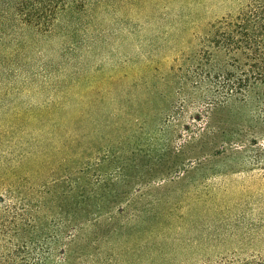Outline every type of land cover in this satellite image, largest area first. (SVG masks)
<instances>
[{
	"label": "rangeland",
	"instance_id": "obj_1",
	"mask_svg": "<svg viewBox=\"0 0 264 264\" xmlns=\"http://www.w3.org/2000/svg\"><path fill=\"white\" fill-rule=\"evenodd\" d=\"M107 1L60 18L61 33L78 16L73 43L27 31L0 49V197L30 232L64 231L66 242L71 226L83 227L79 244L95 238L99 250L80 264L263 251L264 173L212 155L210 112L184 69L210 24L244 0ZM180 66L189 81L181 97L168 83ZM80 179L82 196L71 197ZM123 210L126 219L112 220Z\"/></svg>",
	"mask_w": 264,
	"mask_h": 264
},
{
	"label": "trees",
	"instance_id": "obj_2",
	"mask_svg": "<svg viewBox=\"0 0 264 264\" xmlns=\"http://www.w3.org/2000/svg\"><path fill=\"white\" fill-rule=\"evenodd\" d=\"M107 2L0 0V49L6 43L16 42L18 45L20 40L17 35L27 31L44 38L59 33L62 40L73 43L83 32L78 16L64 22L65 28L61 33L57 32L60 18L84 13L90 3L103 5ZM201 45L186 58L184 69L189 79L193 76L196 79L188 87L200 94L199 103L210 112L212 155L229 158L233 166L242 165L264 173V0H244L237 13H230L211 23L210 33L202 39ZM171 70L174 80L168 83L178 85L175 95L181 97L187 91L189 81L181 78L183 66ZM175 109L177 105L171 104L169 116ZM80 117L70 119V123L74 125ZM176 122L179 123V120ZM172 128L171 133L175 134L176 130ZM83 187L81 179L72 183L68 195L82 196ZM81 209L85 208L82 206ZM125 213L128 211L123 210L119 217L112 220L126 219ZM18 216L24 214L14 213L5 196L0 197V264H80V260L99 250L95 238L91 241V248L86 247L89 240L79 244L77 239L84 234L83 227L71 226L67 233L69 240L64 242L61 236L64 231L49 233L43 227H33L30 232L32 223L26 226L25 219L19 227ZM70 221L72 223L73 217ZM91 223L98 224L96 220ZM123 228L117 229L119 238L124 237ZM21 232H29L28 235L34 238H21L19 241ZM121 249L123 261L127 249ZM136 257H141V254ZM140 262L142 264L143 260ZM127 264H133V261ZM196 264H264V250L250 255H224Z\"/></svg>",
	"mask_w": 264,
	"mask_h": 264
}]
</instances>
